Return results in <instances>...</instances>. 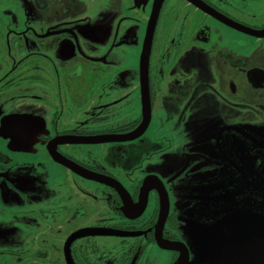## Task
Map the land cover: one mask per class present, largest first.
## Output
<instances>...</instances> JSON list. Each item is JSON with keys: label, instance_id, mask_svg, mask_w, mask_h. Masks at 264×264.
Segmentation results:
<instances>
[{"label": "flooded vegetation", "instance_id": "af4514ba", "mask_svg": "<svg viewBox=\"0 0 264 264\" xmlns=\"http://www.w3.org/2000/svg\"><path fill=\"white\" fill-rule=\"evenodd\" d=\"M262 168L264 0H0V264H264Z\"/></svg>", "mask_w": 264, "mask_h": 264}, {"label": "rangeland", "instance_id": "374dc122", "mask_svg": "<svg viewBox=\"0 0 264 264\" xmlns=\"http://www.w3.org/2000/svg\"><path fill=\"white\" fill-rule=\"evenodd\" d=\"M5 122V126H4ZM242 126L249 125L246 121L241 122ZM34 122L29 116H19L17 118H7L3 121V128L5 130V143L3 144V148L7 153L17 152V153H26V150L29 147H32L31 141H33L35 136V131L32 127ZM244 124V125H243ZM3 133V132H2ZM40 132L36 131V136L39 135ZM28 153H31V150H28ZM264 174V168L260 170ZM255 172H250V174L246 173V179H253V175ZM259 179V177H257ZM258 221V218H257ZM256 221V222H257ZM251 247L248 250L246 248L238 247L232 253L234 256V261L237 264H261V255H262V246L256 247L254 244L250 243ZM206 242H197V248L199 250V255L206 252L207 249Z\"/></svg>", "mask_w": 264, "mask_h": 264}, {"label": "water", "instance_id": "95a60500", "mask_svg": "<svg viewBox=\"0 0 264 264\" xmlns=\"http://www.w3.org/2000/svg\"><path fill=\"white\" fill-rule=\"evenodd\" d=\"M142 60L144 61V54H143ZM141 132L142 131H139L137 134H135L134 138L139 136L141 134ZM60 163L63 164L64 166L70 168L73 171H75V169L77 170V168H75L74 165H72L68 162L60 161ZM77 171L81 172L80 170H77ZM252 243L254 244V242H252ZM159 246L165 250H173V251H177V252L181 253V256H180L177 264H216L215 262H212L210 260H205L204 258L189 261V259H188L189 256H188L187 250L181 246H177V245H173V244H169V245L168 244H162L160 242H159Z\"/></svg>", "mask_w": 264, "mask_h": 264}]
</instances>
